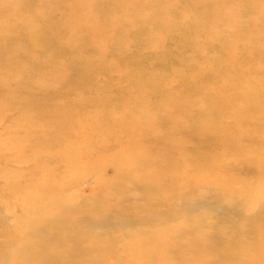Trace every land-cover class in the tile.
<instances>
[{
  "label": "rangeland",
  "instance_id": "obj_1",
  "mask_svg": "<svg viewBox=\"0 0 264 264\" xmlns=\"http://www.w3.org/2000/svg\"><path fill=\"white\" fill-rule=\"evenodd\" d=\"M0 264H264V0H0Z\"/></svg>",
  "mask_w": 264,
  "mask_h": 264
},
{
  "label": "bare ground",
  "instance_id": "obj_2",
  "mask_svg": "<svg viewBox=\"0 0 264 264\" xmlns=\"http://www.w3.org/2000/svg\"><path fill=\"white\" fill-rule=\"evenodd\" d=\"M107 161H109V160H107ZM67 167V166H66ZM116 170H117V175L119 174V175H122V173L125 171L124 169H122L120 166H119V164H118V167L116 168ZM128 171H130V169H128ZM65 175H67L68 174V168H67V170L65 171V173H64ZM86 175V174H85ZM85 175H83V177L85 176ZM82 177V176H81ZM82 177V178H83ZM87 177V176H86ZM60 179H61V181H63V184H60L59 182H61V181H59V178L57 177V178H55V177H45V179L43 180V181H45L44 183H40L41 185H44V186H47V188H48V193L46 194V196H45V198H42V196H41V198H36L34 195H33V192H34V190L35 189H38L37 187H40V186H38V184H37V182H35V183H31L30 185H29V182H28V188L26 189V190H28V192H25V195L28 197V195L31 193V195L30 196H33L32 197V202L30 203V207H31V209H32V211L33 210H35V211H39V213H47L48 214V216L47 217H54V218H58V219H60L61 221H64V220H69V219H71V217L73 216V210H75V209H77L79 206L77 205V204H74V203H72V201L68 198V197H66V195H65V189L69 186V184L71 183H67V181H65V180H63V177H60ZM21 180H23V181H27L26 179H25V176L24 175H22V178H21ZM82 180V179H81ZM57 181V182H56ZM59 193H60V195H59ZM29 196V197H30ZM51 196H53V198H54V200L57 202V204L55 205V204H53L51 201H50V199H49V197H51ZM59 197H60V199H59ZM43 199H45L44 201H43ZM72 199V198H71ZM50 202V204L51 205H54L51 209L50 208H46V204H47V206L49 205L48 203ZM93 202H92V200L90 199L89 201H88V205H90V204H92ZM47 209V210H46ZM42 210V211H41ZM206 214H207V212H206ZM50 215V216H49ZM210 215V214H209ZM22 218H23V216H22ZM53 218V219H54ZM47 219V218H46ZM57 219V220H58ZM201 219H200V217H193V218H190V220H188L185 224L186 225H176L174 228H175V232H173L172 233V235H171V239H161L160 238V240H158L157 239V242L155 243V242H153L152 244H151V246H150V248L151 249H153V250H155V252H159L158 254L159 255H162V256H164V252L165 251H167V250H171L172 248H176V245L174 244V239H176L177 238V236H179L180 234H178V233H184V232H186V231H183V230H179V227L180 226H182V227H184V228H189L190 229V231H192L193 232V236H195V238H197L198 240H200V242H199V245L197 246V248H200V249H202V250H214V249H216V246L218 245V242H216V243H214L213 245H211V243H212V241H210V239H211V235H212V233L213 232H217L220 236H221V238L224 240V241H227L228 239H229V241H230V243L231 242H233V240L235 239V238H238V236H237V234L236 235H232V234H228V232H219V231H217V229L215 228V226H213L212 228H214V229H212V228H210V229H208L207 231H203V230H200V229H196L195 228V226H196V224H198L197 222L198 221H200ZM27 222H29V220H23V222H22V224L21 225H19V226H21L22 228H18V233H20L21 232V234H24V230H23V228H25L26 227V223ZM69 225V224H68ZM178 226V227H177ZM242 229H243V231H244V228L242 227ZM246 229V228H245ZM247 230V229H246ZM210 231V232H209ZM243 231L240 229V233H242L243 234ZM162 233V232H161ZM154 234V233H153ZM149 235V234H148ZM240 236H241V234H240ZM132 237V236H131ZM149 237V236H148ZM152 237V236H151ZM150 237V238H151ZM89 241V240H88ZM137 241V240H136ZM203 241V242H202ZM91 242V241H90ZM130 242V241H129ZM123 243V242H122ZM150 244V243H149ZM122 245V244H121ZM135 245L134 244H132V246H131V249L134 247ZM169 246H170V249H168L169 248ZM158 251H157V250ZM153 250H149V248H148V252H153ZM162 250V251H161ZM83 251H84V249H83ZM150 252V253H151ZM100 253V252H99ZM123 253V252H122ZM133 253V252H132ZM203 253V252H202ZM201 253V254H202ZM167 254L168 253H166V256H167ZM137 256V255H136ZM135 255H134V258L136 257ZM161 256V257H162ZM138 257H140V256H138ZM138 257H136V258H138ZM232 257V256H231ZM139 259V258H138Z\"/></svg>",
  "mask_w": 264,
  "mask_h": 264
}]
</instances>
